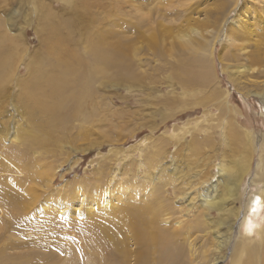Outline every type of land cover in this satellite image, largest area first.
Instances as JSON below:
<instances>
[{
    "label": "rangeland",
    "instance_id": "obj_1",
    "mask_svg": "<svg viewBox=\"0 0 264 264\" xmlns=\"http://www.w3.org/2000/svg\"><path fill=\"white\" fill-rule=\"evenodd\" d=\"M51 24L82 45L102 33L112 69L92 83L90 123L61 121L53 141L10 162L7 149L24 148L15 127L27 125L15 82L58 41L44 39ZM1 60L0 264H264V233L245 236L242 224L264 190V86L251 82L264 80L262 0H0ZM126 209L144 212L127 216L146 222L137 229L168 230L140 262ZM251 218L264 224V207Z\"/></svg>",
    "mask_w": 264,
    "mask_h": 264
},
{
    "label": "bare ground",
    "instance_id": "obj_2",
    "mask_svg": "<svg viewBox=\"0 0 264 264\" xmlns=\"http://www.w3.org/2000/svg\"><path fill=\"white\" fill-rule=\"evenodd\" d=\"M262 1L264 2V0H262ZM236 5L238 6V4H236ZM88 13H91L90 18L94 22H96L94 19V16H92L94 12L92 13V11L90 9V11ZM88 13L86 15H89ZM103 19H104V17H103ZM234 20L231 23H233ZM248 22H250V19H244L245 24H247ZM50 26L51 27H49V29H48L50 35H47L44 39H47V40L55 39L58 41L55 44H51V45H49V43L44 44L43 52L46 55L45 60L40 59L38 62L26 64L27 71L29 73V77L31 78L30 81H27V80L21 78L19 81L15 82L18 86V91H19V98H18V96H16L17 103L21 104V107H22L21 113L23 114L24 120L26 121L27 125H26V127L21 126V125L19 127H18V125L15 127L14 134L12 135L11 139H18V136L20 135L21 136V145H24L25 149L24 148L21 149L22 147L21 148H18V147L8 148L6 153L8 152L9 156L12 155L11 158L13 156L16 157L15 159L12 158V159H14V161H10V162H17L18 160H21L23 157H25L24 154L25 155L29 154V153L35 151L34 149L44 148L50 141H53L55 132L57 131L58 124H60L61 121L64 123H67V121H70V120L85 119L84 122L90 123L91 115L87 114L85 107L88 106L90 104L89 102L92 101L91 100V98L93 96V94H92V89H93L92 83L94 81H97V82L103 81L102 77H106V76L109 77V74H110L111 69H112L111 65L113 63V59H112L111 47L106 43L105 37L102 33H99L96 30H90V31L84 33L83 38H84V41L86 44L82 45L79 42L75 43V39L77 38L76 32H79V31H74V30H72V28L67 29V30H63L62 26L57 25V24H51ZM92 27H93V25H92ZM93 28L96 29V25H94ZM240 34L245 35L246 32H240ZM238 37L239 36L233 35L232 38H238ZM67 40L74 43V45H76L77 47H73V48L68 49L66 46H64V45H67V43H64ZM229 40H231L230 37H229ZM257 59H259V56L256 57V60ZM33 60H35V59H33ZM7 68H9V67H7L5 65V62L3 60H1L0 61V73L5 72V70ZM261 74H263V73H261ZM114 76H116V77L121 76V72L117 73ZM8 77H11V75L9 74ZM203 77H206V76H203ZM240 80L242 82H245L242 80V77H240ZM250 80L251 79H249L247 81H250ZM251 82H252V84H254L253 85L254 87H255V85H257V86L263 85L264 86V80H262V81L251 80ZM250 86H251V84H250ZM7 92H8V89L5 90L6 95H7ZM83 98H87V102L84 105L81 104L80 102H77V101L83 102L84 101V100H82ZM70 100H76L77 103L75 102L76 104L71 109L66 110V107L70 104ZM79 108L83 112H85L83 117H80V114L78 112ZM48 125H49L48 130L46 132H41V130L43 128L47 127ZM66 125L64 124L65 127H66ZM224 127H225V125H224ZM8 132H7V135H8ZM234 134H238L239 136L243 137L242 139H245L244 135H246L247 138H249L248 140L250 141V133H243L240 130H235ZM17 152H20L19 155L17 154ZM9 165H10V163H9ZM25 165H27V163ZM25 165H24V163L19 161V164L17 165V170H19L20 172H23V173L25 172V177H26V173H27V178L29 180L33 181L35 179L34 177L37 175V171L34 172V174H32L33 172L32 173L29 172V174H28L27 167L30 168L31 164H30V166H28V165L25 166ZM3 166L6 167L7 165L3 164ZM32 170H33V168H32ZM173 171L174 170H172V172ZM226 180H228V177ZM229 181H231V180H229ZM27 182H29V181H27ZM154 182L156 183V181H154ZM208 182L209 183H207V190H210V189L213 190L214 187L217 186L215 179L210 180ZM226 184H229V183L227 182ZM231 185L233 186V184H231ZM231 185H230V187H231ZM18 186H20V185H18ZM235 186H236V184H235ZM227 188H228V186H227ZM31 190L34 191L33 186L31 187ZM24 191L26 192V190H24ZM27 193H30V192H28V190H27ZM32 194H34V193L32 192ZM203 195L205 196V193H203ZM11 196H12V194H11ZM38 196H40V195H38ZM204 196H202V197H204ZM40 198L38 197V200ZM206 198L208 199L209 196H206ZM15 199H17V204H15L17 207V210L25 209L28 206L29 201L26 200V197H24V200L18 199L16 197H15ZM35 199H37V198H35ZM14 201L16 202V200H14ZM209 202H210V200H209ZM12 203H13V200H12ZM151 203L149 205L150 207H151ZM201 206H203V205H201ZM154 207H153V209H154ZM263 207H264V190L259 189V192L257 194L252 195L250 197V200L248 201V204L246 207L247 212L243 216L242 224L246 225L245 236L251 237L253 233H257L258 236L263 235L264 224L259 225L258 222H253V220L251 218V215L255 214V216H256L258 214V212ZM50 210H51V208H50ZM137 210L135 209V211L133 210V212H131L130 209H126V210H124L123 215L126 217V220H127V216L130 214H133V213H135L136 215L140 216V218H142L144 215L143 209H142L143 213L140 212V209L138 212H136ZM144 211L147 212L148 210H144ZM38 212H39V210H38ZM154 214H156V212ZM140 218H138V219H140ZM136 220H133V221L127 220V223L132 228L135 229V230L133 229L132 232H134L136 235V240H137L136 246L140 245V247H138L140 249L138 251L135 250L138 254V256H137L138 260L137 261L140 262L142 260L143 256L147 254L145 252H147L148 250H151L153 248H156L159 244H162L161 242H159V240L162 238V236H165V234H168V230L167 229L163 230V228H160L162 230L158 229L157 231H159V233L157 232L158 233V235H157L156 231H155L157 229L156 228V229H154V235H152V233L150 234V233L146 232L145 228L144 229L143 228L137 229L139 226L146 224V222L142 223V224H138L136 222ZM151 222H150V224L153 225V223H151ZM152 225H150V226H152ZM154 225H155V223H154ZM155 227H156V225L153 228H155ZM151 229H152V227H151ZM109 235L111 236V238L114 237L113 234H111V233ZM176 236H178V235H176ZM104 237H106L105 239H107V241L109 239L111 240V238H109L106 230H104ZM244 247L247 250H251L253 246H251V244H244ZM254 249H255V251H258L256 249V247H254ZM152 251H155V250L153 249ZM125 254H126L125 256L128 257L129 252L126 251ZM233 257H235V256H233ZM128 258H127V260L125 259L126 264H128ZM231 264H237L236 258L232 259Z\"/></svg>",
    "mask_w": 264,
    "mask_h": 264
}]
</instances>
